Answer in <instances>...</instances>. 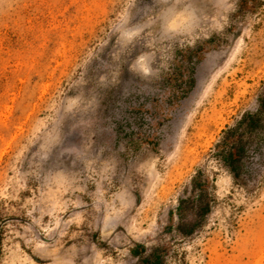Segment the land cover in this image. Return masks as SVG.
I'll return each mask as SVG.
<instances>
[{
    "label": "rangeland",
    "instance_id": "1",
    "mask_svg": "<svg viewBox=\"0 0 264 264\" xmlns=\"http://www.w3.org/2000/svg\"><path fill=\"white\" fill-rule=\"evenodd\" d=\"M263 92L264 0H0V264H264Z\"/></svg>",
    "mask_w": 264,
    "mask_h": 264
},
{
    "label": "trees",
    "instance_id": "2",
    "mask_svg": "<svg viewBox=\"0 0 264 264\" xmlns=\"http://www.w3.org/2000/svg\"><path fill=\"white\" fill-rule=\"evenodd\" d=\"M242 1L246 5L256 2V0ZM259 100L262 108L256 112L244 114L237 126L224 131L222 139L217 144L225 165L231 169L236 179L241 177L246 165L245 159L260 153V146L264 144V132L258 131L260 127H263L264 92L260 95ZM193 230L192 228L183 232L190 234ZM146 261L148 260L146 259Z\"/></svg>",
    "mask_w": 264,
    "mask_h": 264
}]
</instances>
